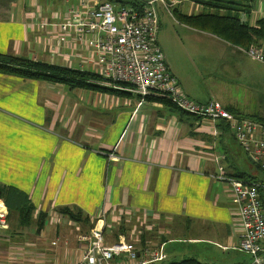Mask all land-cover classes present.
Instances as JSON below:
<instances>
[{
	"label": "crops",
	"instance_id": "0c3cea01",
	"mask_svg": "<svg viewBox=\"0 0 264 264\" xmlns=\"http://www.w3.org/2000/svg\"><path fill=\"white\" fill-rule=\"evenodd\" d=\"M59 1L61 7L0 0V55L101 77L89 44L62 31L76 7L70 5L81 0ZM187 2L176 6L174 16L161 11L184 29L222 42L177 19L176 11L202 14L199 5L184 9ZM170 69L192 100L214 99L208 89L188 88ZM89 83L118 93L0 71V186L26 193L35 207L31 224L17 227L10 219L0 237V264L76 262L82 255L79 236L101 217L109 244L123 237L141 249L162 248L163 264L185 258L247 264L230 187L213 179L221 169L230 176L256 173L252 164L244 171V161L232 152L233 132L223 122L183 115L160 102L141 104L140 97L103 78ZM63 209L78 210L85 219L71 220Z\"/></svg>",
	"mask_w": 264,
	"mask_h": 264
},
{
	"label": "built area",
	"instance_id": "2783aa9c",
	"mask_svg": "<svg viewBox=\"0 0 264 264\" xmlns=\"http://www.w3.org/2000/svg\"><path fill=\"white\" fill-rule=\"evenodd\" d=\"M131 1V0H129ZM182 0H135V3L113 4L105 0H81L69 11L62 25L64 33L89 44L101 77L112 87L124 89L141 99L164 96L182 111L213 123L223 122L233 132L236 142L250 161L264 173V124L253 119L237 117L217 100L200 103L182 90L173 75L159 42L160 13L174 16ZM122 6H119V4ZM242 15V21L252 23L264 18V4ZM259 19L255 21V17ZM240 50L251 60L264 65V42ZM213 179L230 187L235 211L240 223L239 250L249 259L247 264H264V207L261 190L264 185L247 183L229 176L221 169ZM9 209L0 199V237L9 231ZM104 217L88 232L79 236L82 255L68 264H159L167 260L161 249L139 248L120 238L106 241ZM57 245V243H53Z\"/></svg>",
	"mask_w": 264,
	"mask_h": 264
},
{
	"label": "rangeland",
	"instance_id": "374dc122",
	"mask_svg": "<svg viewBox=\"0 0 264 264\" xmlns=\"http://www.w3.org/2000/svg\"><path fill=\"white\" fill-rule=\"evenodd\" d=\"M45 1H50L53 6H62L59 0ZM105 1L118 4L129 0ZM248 1L243 0V5L239 9L246 11L251 3ZM261 1L264 2V0ZM121 3L119 6H122ZM189 4L198 5L194 1L188 0L184 4V9ZM259 4L260 2L252 4V9L254 7L259 10ZM64 5H66L65 1ZM72 6H78V3L71 4L70 8ZM225 12L227 11L222 10L220 13L224 14ZM178 15L179 12L176 11L175 16ZM160 18L161 25L163 21L162 27L160 25L161 30H159L160 45L169 66L174 72L176 71V76L189 82L182 81L184 84L190 85L188 88H195L199 92L208 89V97L214 98L213 100H217L223 105L233 107L242 118H264V65L251 60L238 47L229 46L228 43L220 42L211 36L184 29L175 24L164 11H161ZM258 19L259 16H256L255 21ZM208 100L210 101L207 99L206 102ZM231 150L244 161V166L247 168L244 171L250 172L252 163L242 147L234 142V148L232 147ZM254 168L256 169L255 166ZM81 227L82 225H79V228Z\"/></svg>",
	"mask_w": 264,
	"mask_h": 264
},
{
	"label": "trees",
	"instance_id": "16d2710c",
	"mask_svg": "<svg viewBox=\"0 0 264 264\" xmlns=\"http://www.w3.org/2000/svg\"><path fill=\"white\" fill-rule=\"evenodd\" d=\"M202 7L201 15L187 16L178 15V20L181 23L203 30L204 32L211 33L223 41L238 48H250L253 46H259L261 42H264V18L257 21L255 26L250 23L242 21V15L249 13L252 10V4L257 3L259 0H249L248 9L246 11L240 10L239 7L243 5V0H192ZM131 2V3H130ZM135 3V0L122 2ZM254 8V7H253ZM225 10L224 14L220 13ZM0 71L2 73H9L17 75L25 79L44 80L52 83L63 84L69 88H82V89H100L105 92H113L117 94L118 91L111 89H104L96 87L89 83L90 81H101V77L95 74H90L81 71H75L68 68L50 65L43 62L29 61L22 58L0 55ZM147 100H153L160 102L167 107H170L183 115L196 117L190 113L182 111L174 105L167 97L164 96H152ZM227 110L237 117H242L240 114L230 106H225ZM252 119V118H249ZM255 121L264 124V118L253 119ZM236 141V140H235ZM256 167V173H240L231 175L232 177L244 180L247 183H260L264 185V173L260 166L250 161ZM228 174V173H227ZM230 176V174H228ZM263 197L264 207V190H261ZM0 199L5 201L9 209V223L13 218L17 224L16 226H25L31 224V214L34 212L35 207L26 193L19 191L12 187L0 186ZM63 215L69 216L71 220L82 221L84 216L78 210L72 211L71 209H63L61 212ZM47 216L42 214L40 222L43 223ZM88 221V220H85ZM91 230V229H90ZM167 264V263H166ZM168 264H204L195 258H185L180 261L168 262Z\"/></svg>",
	"mask_w": 264,
	"mask_h": 264
}]
</instances>
